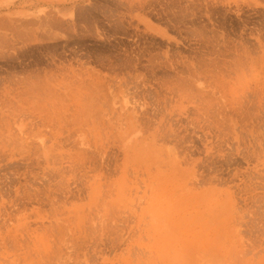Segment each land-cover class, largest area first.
Here are the masks:
<instances>
[{"label":"rangeland","instance_id":"1","mask_svg":"<svg viewBox=\"0 0 264 264\" xmlns=\"http://www.w3.org/2000/svg\"><path fill=\"white\" fill-rule=\"evenodd\" d=\"M0 264H264V0H0Z\"/></svg>","mask_w":264,"mask_h":264}]
</instances>
